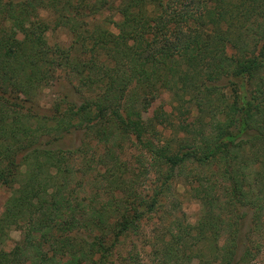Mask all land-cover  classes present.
I'll use <instances>...</instances> for the list:
<instances>
[{"label": "trees", "instance_id": "16d2710c", "mask_svg": "<svg viewBox=\"0 0 264 264\" xmlns=\"http://www.w3.org/2000/svg\"><path fill=\"white\" fill-rule=\"evenodd\" d=\"M0 185V264H264V0H0Z\"/></svg>", "mask_w": 264, "mask_h": 264}, {"label": "rangeland", "instance_id": "374dc122", "mask_svg": "<svg viewBox=\"0 0 264 264\" xmlns=\"http://www.w3.org/2000/svg\"><path fill=\"white\" fill-rule=\"evenodd\" d=\"M115 15V14H114ZM46 18H48L46 16ZM114 19H117V16H113ZM19 26H14V29ZM111 29H115L113 26H110ZM48 42L50 44H60L66 46L69 42V37L65 29L57 28L56 30H51L47 32ZM68 94L69 96H74L73 90L69 83L64 79H59L52 83V85L44 90L43 95L41 96L39 103V111L41 113H48L47 108L49 107L50 102L54 97ZM160 103H163L165 110H170V96L167 92H164L161 96ZM145 109L141 111V116L146 121L152 118L153 110L156 107L155 104L145 105ZM158 130H162L163 133L168 134L169 129L157 127ZM80 133H72L63 137L62 143L64 146L71 147L75 146L80 141ZM136 148H131L130 151H135ZM133 153H131L132 155ZM174 196L168 201V203H173L178 205L177 214L183 213L185 220L189 223L194 224L199 216L201 204L199 200L193 198L187 193L186 186L177 179L172 187ZM10 189L0 185V213L4 209V203L7 197L9 196ZM150 227L144 225L143 231L139 232L138 235H133L127 239L125 243V249L129 252H132L133 256L137 259V262L140 264H149L147 260L148 257V248L144 244V237L150 233ZM20 238V232L18 230H12L10 236L5 242L4 248L9 250L13 244ZM172 264H198L193 261L190 263H181L180 261H175ZM256 264H262L261 261H258Z\"/></svg>", "mask_w": 264, "mask_h": 264}]
</instances>
